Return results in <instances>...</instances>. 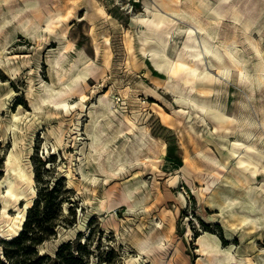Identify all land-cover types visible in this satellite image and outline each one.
I'll list each match as a JSON object with an SVG mask.
<instances>
[{
  "label": "rangeland",
  "instance_id": "rangeland-1",
  "mask_svg": "<svg viewBox=\"0 0 264 264\" xmlns=\"http://www.w3.org/2000/svg\"><path fill=\"white\" fill-rule=\"evenodd\" d=\"M74 1L0 0V256L2 240L10 241L21 233L27 212L35 204L31 217L39 211L45 228L39 233L41 244L34 248L39 256H54L69 242L68 252L82 256L83 264H200L196 243L210 232L224 247H232L237 258L249 257L258 264V257L264 256V230H227L220 211L210 212L207 200L226 190L227 176L235 178L234 172L240 170L238 161L245 149L234 155L235 141L264 148V85L256 88L250 81L233 77L220 78L223 82L218 87L216 67L209 69L206 61L195 85H210L215 91H192L190 97L208 104L218 102L234 121L215 130L208 117L204 119L207 127H200L205 140L198 138L183 117L189 110L192 113L191 107L162 86L170 72L162 62L160 41L169 42L167 33L174 23L167 22L148 39L143 0ZM28 3H35L43 15L57 11L63 15L56 31H46L38 42L22 37L15 17ZM232 7L239 9L243 20L264 19V0H231L227 9ZM228 17L217 30L221 39L231 38L236 31ZM62 29L65 36L58 35ZM238 34L239 48L250 53ZM261 34L264 50V28ZM67 41L72 49L62 53L60 43ZM79 55L89 60L87 84L81 78L73 82L69 106L49 107L56 114L48 115L46 108L35 111L36 94L44 85L56 87L53 82L60 68L51 67V57L56 62L66 58L62 66L68 68ZM251 57V65L260 62ZM182 75L177 73L170 83L177 86ZM83 95L80 109L77 103ZM107 102L118 112L111 128L119 126L130 139L133 132L142 135L143 149L155 157L154 166L132 156L121 167L116 162L107 164L106 151L95 149L101 141L93 143L88 137L89 111ZM17 114L22 115L18 125L13 118ZM123 115L135 118L139 129L130 131ZM250 179L260 184L259 177ZM147 238L161 239V244L143 253L139 248ZM5 249L16 264H28L35 257L22 247L5 245ZM38 264L53 263L44 258Z\"/></svg>",
  "mask_w": 264,
  "mask_h": 264
},
{
  "label": "bare ground",
  "instance_id": "bare-ground-1",
  "mask_svg": "<svg viewBox=\"0 0 264 264\" xmlns=\"http://www.w3.org/2000/svg\"><path fill=\"white\" fill-rule=\"evenodd\" d=\"M154 1L155 3L150 0H143L148 18L145 23L147 28L145 30L146 38L152 39L156 35L155 32L158 29L160 30L167 22L174 23L172 32L167 33L169 42L167 40L160 41L164 53L162 62L165 63L170 72L168 82L163 83L162 86L169 88L177 98L181 97L183 98L181 101L188 103L193 111L191 113L189 110V113L183 117L186 119L185 122L189 130L194 132L196 137L202 138L204 137V131L200 127L202 125L207 127V122L204 119L209 117L214 124L215 130H217V126L221 127L223 124L234 121L232 116L218 102L208 104L197 102L190 97L192 91H198L203 94H213L215 91L210 85H202V87L195 85L204 71L206 61L209 62V69L210 66L216 67L217 76H219L216 79L218 87L223 82L219 81L220 78L231 79L233 77L242 81H250L252 86L256 84V88L264 85V50L260 43V39L263 36L261 33L264 28V19L262 22H258V19L256 21L252 19L243 20L241 12L236 9L237 7L227 9L231 0ZM66 2L73 4L75 1L64 0V3ZM227 16L233 21L232 24H234L236 31L231 38L221 39L217 30L225 25ZM15 17L20 23L22 37L26 41L34 40L38 42L44 39L46 31H56L63 15L60 11H57L54 15H43L35 6V3H28L23 9L17 11ZM238 32L250 47V50H248L250 53L244 52L239 48ZM58 35L65 36V30L62 29ZM94 44L96 45V43ZM72 46V43L67 41L65 44L60 43L59 49L62 53H69ZM251 54L260 60L256 65H251ZM61 59L56 62L51 57L52 61L49 62L51 67L53 69L56 66L60 68V73H57L56 80L53 82V86L55 85L56 87L44 85L41 92L36 94L35 99L37 102L32 104L35 111H41L46 108L48 115L56 114L49 107L58 108L62 106L67 108L69 106L68 100L72 95L70 87L73 82L81 78L85 85L87 84L86 81L90 72L87 65L89 60L86 56L79 55V58L70 62L68 68L62 66L67 62V59ZM105 60L108 61V54L106 53ZM161 66L164 65L161 64ZM205 70L208 71V69ZM179 72L183 75L179 80V84L173 86L170 81L173 82L175 75ZM147 92L151 93L152 91L147 90ZM84 99L85 95L81 96V101L77 103L80 109L83 108ZM66 112L69 113L68 111ZM116 113L118 112L110 107L109 102L102 103L101 108L98 110L91 109L89 111L88 137L93 143L101 141V145L95 149L106 151L107 164L116 162L120 163L118 166L121 167L132 156L138 162L149 161L152 162L150 165L154 166L155 157L152 151L143 149V147L145 148L143 136L133 132L135 129H139L135 124V118L123 115L124 121L129 125L130 131L133 132L132 139L127 134H124V130L119 126L111 128ZM13 118L14 123L18 125V123H21L22 115L20 114L19 116L17 114ZM60 131L61 133L57 137L59 141L63 136V128ZM246 134L249 137L251 133L247 132ZM188 135L191 136V139H196L193 138L191 132H188ZM113 145L114 149H109ZM242 148L245 149L244 154L242 153L244 156L239 158L238 166L240 170L234 172L236 177L227 176L224 181L226 190L212 194L207 200V205L211 208L210 212L220 211L223 216L221 223L227 230L232 231V229L236 230V228H239L244 230L245 233H253L258 229L264 230V148H260L254 142L244 144L241 141H235L232 144L233 154L237 155ZM93 157L96 159L97 155ZM246 172L249 175H246ZM250 177L254 179L259 177L260 184L250 183ZM239 190L243 191L242 195L237 193ZM228 238L229 240L232 239L230 235ZM160 244L161 239L153 242L150 238H147L142 241L143 247L139 249L145 253L154 245L158 246ZM196 245L201 256L198 261L200 264H253L255 261L249 257L239 256L240 258H237L232 247H224L222 241L210 232H205L201 235ZM256 261L258 264H264V256L258 257Z\"/></svg>",
  "mask_w": 264,
  "mask_h": 264
},
{
  "label": "trees",
  "instance_id": "trees-1",
  "mask_svg": "<svg viewBox=\"0 0 264 264\" xmlns=\"http://www.w3.org/2000/svg\"><path fill=\"white\" fill-rule=\"evenodd\" d=\"M34 205L27 212V218L24 222L21 233L16 238L10 241L2 240V243L4 244L2 250V257H4V259L0 256V264H16L13 257L7 253V250L5 249V245H9L11 247H17V248L22 247V250L26 249L27 252L28 250L32 251L35 257H31L32 258L31 261H29L30 258H25V260L27 259L29 261L28 264H38V262L44 258L50 260L53 264H72L73 262H78L83 264L82 256L79 255L75 257L72 255V253L68 252L71 245L69 244V242L62 244L58 248L54 256L51 255L39 256L37 252H35L34 250L35 246L41 244V241L43 239V237L41 236L42 234L39 233L40 232L42 233L43 229L45 228L41 227L43 218L40 216L39 211H37L31 217L33 212L36 211V209L34 210ZM50 231L52 232V230ZM85 245L86 244L84 243L82 244V246L79 245V247L84 248Z\"/></svg>",
  "mask_w": 264,
  "mask_h": 264
}]
</instances>
